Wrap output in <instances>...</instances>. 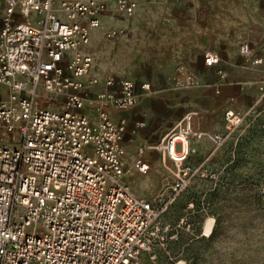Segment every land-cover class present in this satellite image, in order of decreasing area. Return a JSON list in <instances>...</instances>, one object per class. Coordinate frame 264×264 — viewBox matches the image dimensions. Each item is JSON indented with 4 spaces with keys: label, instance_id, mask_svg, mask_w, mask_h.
I'll list each match as a JSON object with an SVG mask.
<instances>
[{
    "label": "built area",
    "instance_id": "built-area-1",
    "mask_svg": "<svg viewBox=\"0 0 264 264\" xmlns=\"http://www.w3.org/2000/svg\"><path fill=\"white\" fill-rule=\"evenodd\" d=\"M0 29V264H158L164 221L205 161L180 155L176 133L190 143L208 137L221 147L244 117L227 110L210 133L189 112L163 141L173 179L153 197L126 181V120L113 111L135 108L150 88L128 78L84 77L94 58L83 50L111 13L131 17L137 0H5ZM115 32H107L114 37ZM241 57L263 63L244 41ZM205 63H220L209 52ZM6 133L7 136H4ZM134 169L147 175L142 158Z\"/></svg>",
    "mask_w": 264,
    "mask_h": 264
},
{
    "label": "crops",
    "instance_id": "crops-1",
    "mask_svg": "<svg viewBox=\"0 0 264 264\" xmlns=\"http://www.w3.org/2000/svg\"><path fill=\"white\" fill-rule=\"evenodd\" d=\"M4 2L0 0V6ZM137 2L134 13L137 21H130L128 26L134 35L144 31L143 49L150 51L146 57L152 63V73L147 79L137 81L149 83L150 88L141 92L140 102L132 110L113 112L117 118L126 120L124 160L127 175L130 174L134 182L127 180V175L126 181L137 194L144 195L143 189H155L162 184L164 138L189 112H199L202 128L215 133L222 131L224 111L233 101H252L255 94L252 83L264 81V68L259 67L264 65V34L258 41L254 40L250 29L255 19L249 14L250 8L241 5L239 0ZM109 3L114 9V0ZM106 18L108 16L103 21ZM2 26L0 11V29ZM93 36L95 46L101 41V35L95 30L91 38ZM244 41L255 47L263 59L262 64L254 65L241 57L239 45ZM94 46L83 48L94 55L92 70L84 81L96 77L100 81L99 89H105L104 82L109 76L127 78L110 72L109 67H100L98 49ZM209 52L220 55L219 64L206 65L205 55ZM212 147L208 137L195 140L191 143V156L201 161L208 159L212 156ZM137 158L150 165L149 175L134 169Z\"/></svg>",
    "mask_w": 264,
    "mask_h": 264
},
{
    "label": "rangeland",
    "instance_id": "rangeland-1",
    "mask_svg": "<svg viewBox=\"0 0 264 264\" xmlns=\"http://www.w3.org/2000/svg\"><path fill=\"white\" fill-rule=\"evenodd\" d=\"M239 1L250 8L255 19L250 32L258 41L264 34V0ZM0 11L3 16L5 2ZM134 17L111 13L97 29L101 41L94 46L93 36L88 47L98 49L100 67L137 81L151 75L152 63L146 57L150 51L143 49L144 31L134 35L128 26L137 21ZM107 32H115L114 37H107ZM252 85V101H233L227 109L244 117L240 127L223 146L212 143L210 158L190 157L196 164L205 161L203 171L164 216L172 226L166 242L155 246L158 264H264V81ZM163 169L160 187L141 191L147 197L172 181L175 166L168 156L163 158ZM133 179L127 175V180L133 183ZM209 218L215 222L206 236L203 227Z\"/></svg>",
    "mask_w": 264,
    "mask_h": 264
},
{
    "label": "bare ground",
    "instance_id": "bare-ground-1",
    "mask_svg": "<svg viewBox=\"0 0 264 264\" xmlns=\"http://www.w3.org/2000/svg\"><path fill=\"white\" fill-rule=\"evenodd\" d=\"M175 136L178 138V141H179L180 146H181V150L183 151L180 155L188 153L191 150V143L188 140V138L186 136H184V134L182 132L176 133ZM214 222H215V220L213 218H209L206 220L204 227H203L204 233L206 236H209L211 234V232L213 230Z\"/></svg>",
    "mask_w": 264,
    "mask_h": 264
}]
</instances>
